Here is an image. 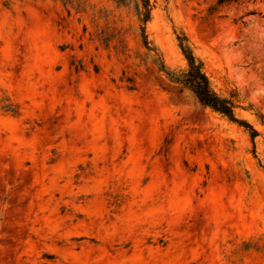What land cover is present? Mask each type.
<instances>
[{
  "label": "rangeland",
  "instance_id": "374dc122",
  "mask_svg": "<svg viewBox=\"0 0 264 264\" xmlns=\"http://www.w3.org/2000/svg\"><path fill=\"white\" fill-rule=\"evenodd\" d=\"M217 1L149 0L148 51L141 0H0V264H264V2Z\"/></svg>",
  "mask_w": 264,
  "mask_h": 264
},
{
  "label": "trees",
  "instance_id": "16d2710c",
  "mask_svg": "<svg viewBox=\"0 0 264 264\" xmlns=\"http://www.w3.org/2000/svg\"><path fill=\"white\" fill-rule=\"evenodd\" d=\"M117 5L125 6L130 0H112ZM241 1L250 0H218L216 4L210 8V12L215 11L217 8L223 7L224 5L239 4ZM256 1V0H253ZM264 2V0H260ZM150 4L149 0H141V12H140V23L142 25L141 33L143 43L148 51L149 43L145 35V25L150 20ZM178 47L186 60L187 69L179 75L166 73V76L174 84L180 85L184 88L189 89L198 99L202 106L211 110L212 112L224 117L229 122L238 125L239 127L246 130L250 136L251 141L258 136V133L245 121L239 120L235 117V110L237 109V103L235 101V95L230 98H222L217 95L209 82L208 77L204 73L203 64L201 61L196 59L193 55L191 48L187 44L185 37L176 36ZM160 72H164L165 68L161 63L159 66Z\"/></svg>",
  "mask_w": 264,
  "mask_h": 264
}]
</instances>
